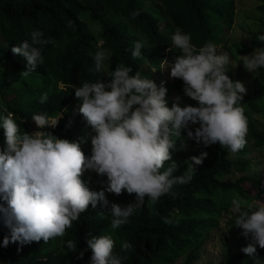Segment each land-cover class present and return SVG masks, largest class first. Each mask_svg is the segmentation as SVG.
I'll use <instances>...</instances> for the list:
<instances>
[{
	"label": "clouds",
	"instance_id": "1",
	"mask_svg": "<svg viewBox=\"0 0 264 264\" xmlns=\"http://www.w3.org/2000/svg\"><path fill=\"white\" fill-rule=\"evenodd\" d=\"M138 15V10L132 12L133 17ZM67 27L73 28L71 20ZM257 39L264 43V34ZM171 42L179 54L171 65L163 62L170 67L171 78L183 81L184 96L196 106H181L178 96L168 107L164 82L157 85L139 71L132 74V67L124 65L115 67L107 83L100 78L73 86L80 102L78 112L91 129L90 157L81 148L86 139L69 141L43 130L57 127L61 112L57 117L34 114L31 119L39 130L32 133L21 132L12 112L0 114L4 135V147L0 149V223L9 230L3 247L62 238L82 213L98 204L109 209L111 229L126 225L146 198L156 204L174 185L190 183L195 166L207 157V152L190 157L184 174L174 175L178 165L171 153L178 140L182 149L187 147V140L205 147L219 144L232 154L245 147L248 122L241 102L247 89L227 75L230 57L218 54L217 45L211 41L197 48L191 34L180 28L175 29ZM50 43L54 42L33 30L30 40L12 47L13 54L27 61L21 77H29L43 63L40 46ZM142 47V43H135L133 59L141 58ZM109 55L107 50L96 51L94 72L104 69ZM240 60L248 73L264 68V47L240 56ZM60 88L66 86L61 84ZM86 171L106 177L104 190H90L83 179ZM106 192L116 196L126 192L135 195V201L125 206L110 203ZM229 212L235 217L234 227L241 229V235L249 241L241 252L254 257L257 247L264 249V202L254 201L250 206L247 199L234 195ZM164 223L171 221L164 218ZM114 243L108 234L87 239V248L79 258L90 251L88 264H122L123 258L114 254ZM130 247L127 242L122 244V249ZM67 248L76 249V241L68 240Z\"/></svg>",
	"mask_w": 264,
	"mask_h": 264
},
{
	"label": "trees",
	"instance_id": "2",
	"mask_svg": "<svg viewBox=\"0 0 264 264\" xmlns=\"http://www.w3.org/2000/svg\"><path fill=\"white\" fill-rule=\"evenodd\" d=\"M136 10L139 15L133 17L132 12ZM235 13V0H159V6L154 9L147 7L144 0H0V34L10 43L9 47H0V92L6 101L4 106L14 114L21 132L29 133L28 124L33 122L34 114L47 113L50 117H57L61 112L63 117L57 127L43 130L60 139L81 141L88 126L78 112L80 102L72 87L96 82L100 78L109 82L105 69L100 73L93 71L94 54L103 49L110 53L109 75L117 65H124L132 67V74L139 71L142 77L153 79L157 85L164 82L168 90V107H171L175 98L184 94L183 81L171 78L162 69L163 61L171 65L179 54V50L171 45L175 29L190 33L192 44L199 48L206 42L214 43L215 37L221 36L218 34L222 32V24H233ZM88 18L101 25L104 31L102 46L89 30ZM69 20L73 22V28L67 27ZM261 22L263 28L258 35L264 34V18ZM33 30L42 32L43 39L54 43L40 46L43 63L38 64L29 77H21L27 61L13 54L11 49L24 40H30ZM136 42L143 44L142 56L133 59L131 53ZM259 47H264V43L256 36L252 50ZM258 71L254 89L244 98L242 105L264 101V68ZM15 78L21 80V86L11 89ZM39 82L41 87H38ZM61 84L66 88L61 89ZM14 99L19 102L11 104ZM188 105L196 106V102L191 100ZM247 139L253 141L257 148H264V135L251 122H248ZM3 147L4 135L0 128V149ZM245 150L246 145L237 153ZM202 152L208 155L201 165L195 166L190 183L174 185L170 193L162 196L156 204L146 198L143 206L119 229L110 228L108 208L89 207L62 238L50 239L47 243H10L3 247V238L9 230L0 223L2 264H88L91 252L84 251L82 259L79 254L87 248V239L102 234L111 235L115 242L114 254L123 258L122 264H176L184 257L186 264H190L201 251V237L209 233L208 221L218 209L216 198L221 193L246 196L244 185L249 183L257 189L255 199L264 200V182L249 177L236 182L220 180L236 170L244 172L246 168L242 161L236 162L233 154L219 144L189 154L181 148L178 140L171 153L178 165L174 175H183L188 167L185 162ZM168 163L171 161L164 165L162 171L167 169ZM134 201L135 195L126 192L117 196V204L121 206ZM164 218L171 223H164ZM68 240L76 241L77 248L69 250ZM125 242L131 245L129 249H122ZM248 242V239L238 242L229 264L257 263L256 258L261 253L248 257L241 252Z\"/></svg>",
	"mask_w": 264,
	"mask_h": 264
},
{
	"label": "rangeland",
	"instance_id": "3",
	"mask_svg": "<svg viewBox=\"0 0 264 264\" xmlns=\"http://www.w3.org/2000/svg\"><path fill=\"white\" fill-rule=\"evenodd\" d=\"M147 7L154 9L159 6V0H144ZM236 13L233 24L229 26L228 23L222 24L221 36H216L214 44L217 45L218 54H227L230 57V62L226 65L228 69L227 75L233 81L242 82L246 89L247 97L254 89L255 80L259 76L258 69L252 73H248L240 60V56L250 54L253 52L252 43L253 39L258 36L262 30L263 25L261 19L264 18V0H235ZM89 30L93 33L96 39L99 40V46L103 45L101 37L104 33L101 25L92 19L86 21ZM161 27L164 24H160ZM219 40H222L220 43ZM9 41L0 34V47H9ZM107 73V79L110 81V75L108 74L110 69V55L105 61L104 67ZM165 72L170 74V67L165 64L162 68ZM153 75H156L153 72ZM157 77V76H156ZM14 83L10 85L11 89H18L21 86V80L15 78ZM38 87H41V82L38 83ZM15 91V90H14ZM22 89L20 90V92ZM9 97V96H8ZM16 97V96H15ZM181 106L188 105L191 101L188 97L180 95ZM12 99H10L11 101ZM5 100L2 99V92H0V114L6 115L8 113L7 108L4 106ZM18 99H14L11 104H17ZM241 106L244 109V114L247 117V122L253 123L260 134L264 135V101L258 103H252V105L244 104ZM30 133L35 132L37 126L34 122L28 124ZM193 128L195 126H192ZM90 128H87L83 134L82 140L86 139V142H82L83 152L86 156H91V142L89 133ZM186 138V132H184ZM247 137V136H246ZM206 148L202 143L197 144L195 141L187 140V147L184 148L189 154L195 151H199ZM236 162L242 161L245 164L246 170H236L231 175L222 176L220 180H226L230 182H236L243 177H249L259 182H264V148H257L253 141L247 139L246 150L240 153L233 154ZM192 157V156H191ZM83 179L87 186L92 191H101L106 187V177H101L95 172L86 171ZM245 189L247 190L246 196H241L249 201V205L253 206V202H264V200L255 199L257 189L251 184L245 183ZM110 203H117V196L114 194L105 193ZM236 193H221L216 198L218 209L210 216L208 221L209 233L204 234L200 239L201 251L196 256V260L190 264H229L237 250V244L240 240L246 239L241 235L242 230L234 227V215L229 212L231 207V199ZM100 209L101 205H97ZM257 253H261V256L256 258V264H264V250L257 247ZM186 257L179 260L176 264H186ZM0 264L2 260L0 259Z\"/></svg>",
	"mask_w": 264,
	"mask_h": 264
}]
</instances>
